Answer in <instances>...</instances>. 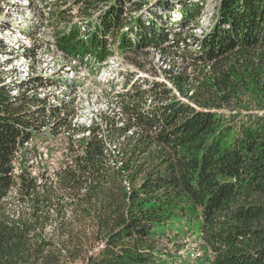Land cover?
I'll list each match as a JSON object with an SVG mask.
<instances>
[{
  "label": "trees",
  "instance_id": "obj_1",
  "mask_svg": "<svg viewBox=\"0 0 264 264\" xmlns=\"http://www.w3.org/2000/svg\"><path fill=\"white\" fill-rule=\"evenodd\" d=\"M125 3L142 7L113 0L85 38L69 24L55 44L69 63L96 68L115 51L140 69L145 49L166 52L172 87L129 81L118 112L69 126L56 170L17 174L15 160L49 116L67 124V105L41 98L37 77L6 82L0 71V264H264V0H218L186 58L167 54L189 46L184 33L170 41L154 18L128 21ZM181 7L182 21L201 10ZM184 222L200 239L189 262L177 254Z\"/></svg>",
  "mask_w": 264,
  "mask_h": 264
},
{
  "label": "rangeland",
  "instance_id": "obj_2",
  "mask_svg": "<svg viewBox=\"0 0 264 264\" xmlns=\"http://www.w3.org/2000/svg\"><path fill=\"white\" fill-rule=\"evenodd\" d=\"M112 1L95 0L88 9L86 8L87 0L80 2L78 0H0V71L5 81L12 80L20 83L37 77L38 81L40 79V85L38 84L37 87L39 96L44 97L51 104L63 103L69 109L66 115L67 124L59 121L55 115L52 118L49 116L50 123L39 129L32 140L25 144L15 160L17 174L25 168L33 173L43 172L46 167L50 172L59 168L65 157L64 153L67 152L69 126L89 127L93 120L100 119V113L105 111L110 116L114 115L118 112L115 94L121 92L129 81L137 80L142 83L146 78L165 81L169 87H172L163 72L168 64H174V62L170 63L166 52L162 53L153 48L145 49L139 55L140 57L136 58L143 65L140 69L135 65L134 54L128 55V60L115 51L102 67L96 68L92 67L89 61L81 64L69 63L65 54L58 49L55 44L56 38L64 30H68L69 24L80 28L85 38L94 30L93 22L99 15L105 13L108 4ZM130 1L142 7L137 11L131 3H125L128 21L137 17H142L146 21L154 18L156 23L172 32L169 36L170 41L174 40L175 35L184 33L189 46L186 47L184 44L177 47L176 45L169 49L167 54L178 53L177 48H181L179 52H182L185 58L190 53L184 55L182 48L187 52L200 51L198 40L210 30L218 4V0ZM183 3L189 4L190 7L198 4L201 8L200 13L198 15L194 13L191 20H180L179 11ZM164 5L167 6L166 9ZM169 16L178 21L168 19ZM159 17H162V20ZM175 22L178 23L175 24ZM7 28L11 30L8 33L3 32ZM127 31L128 29L124 28L121 33ZM6 34L9 35L4 37ZM20 36L21 46L17 49L15 39ZM129 37L133 38L131 35ZM115 42L114 38L110 41L112 50H114ZM24 53H27L29 58ZM173 57L176 58V56ZM164 60L168 62L167 65L163 64ZM187 61H179L177 65L181 70L185 69ZM194 70H189L193 78H195ZM131 85L130 83L128 87ZM16 93L17 91L13 92V94ZM174 93L181 97L175 90ZM150 102L151 100L147 105ZM81 136L82 132H76L75 138ZM178 227L181 236L177 239L180 246V252L177 254L183 257L184 262H189L188 253L199 251L200 239L197 226L184 222ZM77 264L84 263L79 261Z\"/></svg>",
  "mask_w": 264,
  "mask_h": 264
}]
</instances>
